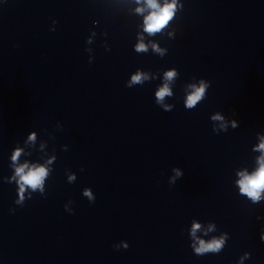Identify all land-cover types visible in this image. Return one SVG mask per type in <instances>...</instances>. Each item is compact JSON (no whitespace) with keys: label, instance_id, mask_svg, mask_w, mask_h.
Listing matches in <instances>:
<instances>
[{"label":"water","instance_id":"water-1","mask_svg":"<svg viewBox=\"0 0 264 264\" xmlns=\"http://www.w3.org/2000/svg\"><path fill=\"white\" fill-rule=\"evenodd\" d=\"M151 11L0 0V264H264V190L238 184L264 155V0H175L149 34Z\"/></svg>","mask_w":264,"mask_h":264},{"label":"clouds","instance_id":"clouds-1","mask_svg":"<svg viewBox=\"0 0 264 264\" xmlns=\"http://www.w3.org/2000/svg\"><path fill=\"white\" fill-rule=\"evenodd\" d=\"M139 2V0H137ZM147 7L152 9L145 17V27L144 31L152 34L159 32L162 28H164L167 23L172 19L174 14V8H175V0H173V3H165L163 7L157 4L156 0H146ZM143 11L142 9H137V12ZM137 51H145V46L141 43L137 45ZM175 75L174 72H168L166 73V77L168 79H171ZM141 77L140 75H136L132 77V81L134 83L140 82ZM206 85L201 83L200 87L194 91L192 95H190L187 99V107L191 108L193 107L196 102L204 95ZM157 98L162 99L165 95H170L169 89L167 86H164L157 92ZM213 119H222L220 116L213 117ZM33 137H29V139H32ZM259 149L264 153V142H262L259 146ZM20 153L17 151L13 159L17 156H19ZM259 168L252 174V175H246L244 173H240L241 179L238 181L240 191L242 195H246L247 197L251 198L253 201L259 200L260 198V192L264 190V155L261 156V158L258 161ZM27 165H22L19 168L16 169V174L20 177V181L23 185H27L31 188L38 187L42 179L46 176V170L43 167H33L28 169L27 172H25V168H27ZM179 174V173H178ZM23 191V189H21ZM88 193L86 192L85 195ZM199 228V225H193V230ZM202 247L201 251L204 250L203 242H200ZM210 249L216 250L219 248V243L214 242L207 246Z\"/></svg>","mask_w":264,"mask_h":264}]
</instances>
